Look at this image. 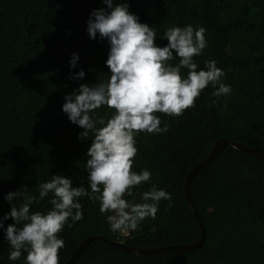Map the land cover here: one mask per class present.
<instances>
[{
  "label": "trees",
  "instance_id": "1",
  "mask_svg": "<svg viewBox=\"0 0 264 264\" xmlns=\"http://www.w3.org/2000/svg\"><path fill=\"white\" fill-rule=\"evenodd\" d=\"M119 0H114V3ZM143 23L153 26L155 43L164 46L171 26H203L207 46L193 59L200 68L216 60L231 85V94L215 97L210 83L182 115H157L163 133L140 132L132 170L151 172V179L132 188L128 201L143 203L153 184L171 193L161 200L156 218H145L127 234L113 232L100 202L79 198L83 219L69 218L59 234L66 264L89 236L93 238L72 264H264V160L228 143L199 168L190 183L192 201L205 226L201 246L190 250L138 253L122 250L99 236L134 248L184 245L201 239V227L189 206L185 184L190 171L206 159L216 141L228 138L264 155V0H124ZM101 0H0V217L11 205L4 196L27 186L37 196L40 183L62 174L88 188L86 157L94 134L71 123L62 111L64 97L82 83L106 80V41L90 39L87 20ZM161 38V39H160ZM78 66L70 69L72 53ZM180 58L168 63L175 66ZM83 69L82 80L70 71ZM188 69H181L186 78ZM218 87V85H217ZM114 109L101 106L105 120ZM98 127H100L98 125ZM102 188V186H101ZM89 191L90 188L88 189ZM51 193L49 194V197ZM49 197L30 211L47 212ZM22 200L15 203L19 205ZM9 218L5 227L12 224ZM18 225V227H21ZM11 251L0 230V264Z\"/></svg>",
  "mask_w": 264,
  "mask_h": 264
},
{
  "label": "clouds",
  "instance_id": "2",
  "mask_svg": "<svg viewBox=\"0 0 264 264\" xmlns=\"http://www.w3.org/2000/svg\"><path fill=\"white\" fill-rule=\"evenodd\" d=\"M101 3L107 7L93 9L86 24L90 39L99 37L108 44V79L79 84L65 95L62 105L68 120L83 129L80 138L87 137L89 132L94 134L84 154L88 157V188L83 183L74 186L70 177L55 174L39 184L38 197L28 194L27 186L6 193L4 199L11 209L0 217V230L11 249L10 261H18L26 252L24 264H59L58 250L64 247L59 234L66 224L72 227V223L83 219L79 202L82 196L99 201L102 214L112 213L106 219L113 232L125 234L137 229L145 218L155 219L160 201L171 203V193L153 184L142 193L143 203L133 204L124 198L125 194L132 195L133 187L151 179L148 169L139 173L132 170L138 151L136 136L140 132H166L167 125L161 128V120L154 113L182 115L194 106L195 99L210 83L216 89L213 96L231 94V85L221 81L225 73L217 67L216 60L206 61L204 68L197 70L199 66L193 58L207 46L203 26H171L162 37L168 43L161 47L155 43L154 27L141 22L129 10V3ZM174 53L180 58L175 66L168 63L174 59ZM78 60V54L72 53L70 69L78 66ZM182 68L188 69L186 78L181 76ZM69 75L79 81L86 74L81 69L76 73L70 71ZM101 106L114 109L107 120L95 114ZM45 197H49L51 209L30 211L34 202ZM17 200L23 202L17 205ZM9 218L13 223L5 227L4 221ZM69 218L72 223H68Z\"/></svg>",
  "mask_w": 264,
  "mask_h": 264
},
{
  "label": "water",
  "instance_id": "3",
  "mask_svg": "<svg viewBox=\"0 0 264 264\" xmlns=\"http://www.w3.org/2000/svg\"><path fill=\"white\" fill-rule=\"evenodd\" d=\"M228 143H231V144L235 145L236 147H239L240 149H243V150H245V151H247V152H249L255 156H258L264 160V155L262 153H260L258 150L254 149L252 147L245 146V145H242L240 143L234 142L228 138H220L216 141L214 147L210 150L206 159H204L203 161H201L200 163H198L196 166L193 167V169L190 171V173L187 176V180H186V184H185V194H186L187 202H188L189 206L191 207V209L194 213V216H195L196 220L198 221V223L201 227V239L199 241L184 244V245H168V246H156V247H148V248H134V247H130V246L126 245L125 243H123L121 241L120 242L111 241V240L104 238L102 236H99V238H102L105 241H108L113 246L118 247L122 250L130 251V252H138V253H158V252H164V251H169V250H190V249H193L195 247L201 246L204 243V239H205V226L202 222L200 214L196 210L194 203L192 201V197L190 194V183H191V180H192L195 172L199 168H201L204 164L211 161L215 157V155L223 147H225V145ZM95 237L96 236H89L85 241H83L82 244L80 245V247L77 249V251L73 254V256L70 258V260L66 264H72L78 258V256L82 253V251L86 248V246L90 243V241Z\"/></svg>",
  "mask_w": 264,
  "mask_h": 264
},
{
  "label": "rangeland",
  "instance_id": "4",
  "mask_svg": "<svg viewBox=\"0 0 264 264\" xmlns=\"http://www.w3.org/2000/svg\"><path fill=\"white\" fill-rule=\"evenodd\" d=\"M134 200H135V199H132L130 202H132L133 204H135ZM127 233H128V232H127ZM127 233H125V234H127Z\"/></svg>",
  "mask_w": 264,
  "mask_h": 264
}]
</instances>
